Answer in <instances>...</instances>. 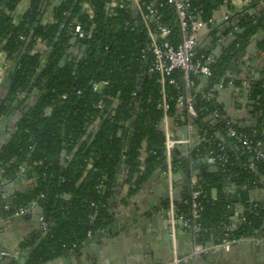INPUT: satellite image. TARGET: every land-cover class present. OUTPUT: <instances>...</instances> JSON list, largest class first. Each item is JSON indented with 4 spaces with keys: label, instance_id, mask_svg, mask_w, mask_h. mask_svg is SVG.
<instances>
[{
    "label": "trees",
    "instance_id": "1",
    "mask_svg": "<svg viewBox=\"0 0 264 264\" xmlns=\"http://www.w3.org/2000/svg\"><path fill=\"white\" fill-rule=\"evenodd\" d=\"M20 1L0 0V50L10 64L19 58L12 86L0 108V117L11 112L15 96L31 83L41 96L27 113L20 112L8 142L0 151V168L7 176L22 167L36 174L30 188L4 202L20 207L37 203L43 208L46 236L42 235L43 232L28 238L21 250L32 248L26 264H44L78 248L88 235L111 222L107 205L123 164L126 166L123 185L129 187V197L166 161L161 126L163 114L156 108L160 100V82L158 75L149 72L152 58L147 50L148 39L136 13L131 7L127 8L128 2L124 8L114 9V16H110L108 0H61L53 7L52 21L42 23L40 20L33 29L31 40L19 57L37 17L49 0H29L28 8L17 14L15 9ZM152 1L161 2L149 0ZM190 2L202 21L211 19L214 11L222 5L229 9L230 4V0ZM85 3L91 7V17L83 7ZM263 4L264 0H251L248 6L231 17L237 23V32L233 31L234 41L226 55L216 59L211 67L212 77L205 83L194 79L197 118L192 124L196 132L198 130L199 141L192 155L208 151L221 153V147H224L228 156V163L219 168V174L201 179L197 189L204 197L200 199L201 209L195 222L189 206L184 203L187 198L174 202L178 217L182 216L191 226L198 225L194 242L204 247L208 243L218 244L223 239L250 238L256 236V232L262 235L264 230V212L260 207L255 209L254 202L253 205L249 202L250 192L264 191V164L249 161L251 157L246 152L241 156L244 150L227 138L224 122L229 118L222 106H217L219 118L215 126L204 122L215 108L207 102L204 94L215 89L216 85L228 83L225 67L232 60L231 55L237 53V47L259 35L257 50L264 54ZM164 22L175 27L169 15L165 16ZM77 25L91 35L83 55L77 47V51L72 52L73 30ZM210 35L214 37L215 31ZM20 36L23 40L19 39ZM215 41L214 38L211 43ZM38 43L44 46L42 50L37 49ZM209 53L205 48L197 49V57ZM64 56L70 61L65 62L58 78L46 89L44 82ZM40 68L42 72L36 80ZM145 73L147 78L143 81ZM259 75L255 92L250 93L262 110L256 126L245 129L237 123L232 125L234 130L246 134L253 142H264V61ZM174 77L178 79L177 74ZM102 82L107 85L98 92L93 91V84ZM138 85L141 86L139 92L136 90ZM234 86L238 88L239 83L234 82ZM165 91L170 98L169 118H185L182 107L181 114H177L180 108L177 100L183 95L179 81L177 87L166 86ZM136 97L139 98L135 102L138 116L128 153L124 156L122 141L126 124L132 112L137 111L136 106L132 109L129 106ZM99 103L100 108L97 107ZM213 129L224 135L226 143L216 140ZM204 135L212 137L213 141L209 144L202 139ZM180 166L183 163L171 162L173 171ZM226 178L240 187L245 209L244 221L233 232L223 230L228 223V209L233 205L230 195L222 187ZM213 190L216 191L215 200L210 196ZM40 195H44L42 202L38 199ZM6 214L3 212L2 216Z\"/></svg>",
    "mask_w": 264,
    "mask_h": 264
},
{
    "label": "crops",
    "instance_id": "2",
    "mask_svg": "<svg viewBox=\"0 0 264 264\" xmlns=\"http://www.w3.org/2000/svg\"><path fill=\"white\" fill-rule=\"evenodd\" d=\"M61 0H49V2H45L44 8H43V14L41 16V22L42 23H49L52 21V12L53 7L57 6ZM29 5V0H21L18 6L15 9V12L17 14L23 13ZM245 6V0H230L229 9L222 5L218 7L212 16V19L216 21L217 24L212 30H209L207 33H201L198 43V48H205L206 52H210V55L214 56V52L217 50L218 47H220V57L223 55L225 56V52L229 48V46L234 41V35L233 31L237 32L235 29L236 22L231 18L234 14L242 10V8ZM264 8V4L262 5ZM224 18L226 20L224 21ZM234 27V29L232 28ZM229 29H232L231 31ZM212 31H215V36L212 37L210 33ZM210 35V37H209ZM216 39L215 42L211 43L212 39ZM260 40V36L256 35L254 38L250 39L245 44L237 47V53L232 54V60L227 65H232L235 68H238V73L234 72L232 70H226L225 75L232 76L234 81L228 80V83L225 85H218V88H216L217 94L215 95L216 100L218 102V105L223 107V111L226 114V117L229 118V120L233 124H238L240 128L245 129H253L256 126L255 120L253 119L255 115V106L252 107V113H251V107L249 106L251 100V88L254 86V81L259 80V71L262 68V64L264 61V54L259 53L257 50V42ZM44 46L42 44L38 43L37 49L42 50ZM79 49V46L77 47ZM77 51L76 48H73L72 52ZM11 64L6 60L5 54L0 50V68L6 69L3 74L2 78L6 74L7 70L10 68ZM226 69V67H225ZM1 73V71H0ZM257 75V77H256ZM228 76V77H229ZM226 78V76H225ZM243 78L244 80H240ZM2 80V79H1ZM0 80V82H1ZM203 83H205L207 80L202 79ZM233 82H238L239 87L237 88L238 91H236V87L234 86ZM202 86V83H201ZM234 86V88H233ZM200 89V88H199ZM198 89V90H199ZM37 90L32 91V94L28 95L27 99H32L33 95L36 94ZM27 103H24L21 107V109L18 112H15L16 114V122L18 121V116H20V112L22 110L26 109ZM238 106V107H237ZM181 107L178 109L177 114H181ZM183 109V108H182ZM11 113V112H10ZM9 113V114H10ZM9 114H6L9 115ZM3 117H0V121ZM255 118V117H254ZM177 118H168V123L164 124L161 122V126L164 130V128L167 127V129L172 133L174 139H181L183 137V127L188 124L186 119L180 116L179 120H176ZM14 120V121H15ZM14 121H6L5 126L3 129L0 128V148H2V144H6L10 138V134L13 131L14 125L16 122ZM180 121V122H179ZM204 122L209 126H215V118L213 117V113L210 112L205 117ZM181 123V125H179ZM187 127V126H186ZM214 136L216 140L222 143H226V138H224V135L219 131L213 129ZM189 134V146L190 150L193 151L196 144H198V137L197 134L194 132H190ZM184 152L182 150H176L172 151V159L176 162L180 161V158ZM208 154H193L194 157H206ZM245 152H241V156H244ZM63 160V159H62ZM251 161V158L249 159ZM201 169H203L205 172L207 170V164L204 162L199 166ZM23 170L26 174H30L32 176L33 173L28 168L23 167ZM1 172L4 171L1 169ZM175 172H173L174 174ZM219 174V168L218 172L216 174H200L197 173L196 177L192 179V182L198 181V179H202L205 176H213ZM125 175V173H124ZM7 176V175H6ZM161 174H152L150 178L140 186L137 187L136 193L127 196L128 186L123 185L120 186V189L117 190V185L115 183L113 193L110 198L114 199L113 203H110V199L108 201L107 205V211L109 213V216L114 214V217L117 219H125L124 217L127 216L128 218L136 217L138 218L137 229L136 232H138V235L134 234L128 243L134 242L132 241L133 238L137 239L136 241H139L137 245L127 244V242H123L122 238L120 241L121 245L117 249L111 250L110 246L105 242L107 238H109V235L97 238L96 235L101 231H97L96 233L92 235H88L87 240H93V242L89 245L86 244V241L83 242L78 248L68 251L67 253L63 254L62 256L55 258L53 260L58 259V261L55 262V264H65L66 262L63 260L66 259L68 263L70 261H73L74 263H79L85 261L87 258L93 260H96V264H153L154 262H157L158 264H161L160 261H165L167 264H169L172 260L175 254L173 253L172 256L170 254L169 249L166 246V243L162 241L160 238H162V233L159 231L160 229L164 233V224L162 215L165 214L167 206L163 204L164 202V190H163V184L161 183ZM8 178L11 177L10 175L7 176ZM36 177V176H35ZM35 177H32L31 180H27L24 184L17 187V185L14 186V188L17 187V189H21L20 192L24 191L27 188H30L33 183L35 182ZM118 179V177H117ZM226 178L224 182H226ZM124 180V178H123ZM176 195H180L182 191H184V179L177 173L176 174ZM117 182V181H116ZM232 181L230 180V184ZM182 184V186H179ZM13 185V184H12ZM12 185L5 186V184L0 183V196L6 195L7 193H10L11 190H14L12 188ZM5 187V189H4ZM231 190V189H230ZM234 195H230V199L238 198L240 193H236ZM17 192L10 197L15 196ZM253 194L254 203L258 204L259 207L261 206V203L264 202V191L263 190H256L250 192L249 195ZM211 199L216 198V191L213 190L210 192ZM251 198V197H250ZM9 199V200H10ZM4 201H8L7 199H0V206ZM159 210L157 212L154 211V208L157 204H160ZM233 204V203H232ZM239 203L233 204L231 206V209L233 210L232 216L229 217L227 214V219H232L233 221L238 223V226L242 223V218L240 216V208L238 206ZM35 205V204H34ZM110 206V207H109ZM40 208V206H39ZM41 209V208H40ZM150 209V211H149ZM245 210V209H244ZM39 211L34 208L31 210V212L28 214L27 218L21 221L17 225V230H6L2 232V237H0V246H2V249L5 250L4 253L7 254L5 257L6 259H3L0 264H5L8 260L14 259L16 261L15 264H18L19 260H25L28 258V250L19 251V256L15 257L14 253L16 252L14 244L18 241V237L15 233L25 235L29 238L37 237L38 234L43 233L41 230L40 225H38L37 222V216L39 215ZM0 217H2V213H0ZM154 218V220H153ZM111 220V216H110ZM112 222V221H111ZM110 222V223H111ZM229 222V221H228ZM109 223V224H110ZM129 226V225H127ZM237 226V227H238ZM39 231H35V229L39 228ZM158 227V228H157ZM225 227V226H224ZM223 227V228H224ZM236 227V228H237ZM227 231L229 232L230 226H228L227 223ZM224 230V229H223ZM226 231V232H227ZM225 232V230H224ZM156 233L159 235L156 236ZM156 237L158 240L156 241ZM244 239V238H242ZM253 239L257 242H262L263 235H256L252 237V240H248V245L239 244L238 241L234 242V245L232 246L231 251L228 254L227 262L225 264H264V251L257 252L256 250H253L250 246L251 242H253ZM97 240V241H96ZM254 243V242H253ZM210 244V243H209ZM192 247L196 245L194 242V234H192V240L190 244L186 245L185 247L188 248V246ZM109 248V249H108ZM192 249V248H191ZM72 252H76V255H72ZM132 252L136 253L137 258L134 259L132 256ZM206 255V254H204ZM93 256V257H92ZM97 259L100 261L97 262ZM128 259H132V262H128ZM52 260V261H53ZM170 260V261H169ZM79 261V262H78ZM207 260L202 258L199 260V257L194 258L184 264H209V262H206ZM212 263L217 261V258L214 257L210 259Z\"/></svg>",
    "mask_w": 264,
    "mask_h": 264
},
{
    "label": "built area",
    "instance_id": "3",
    "mask_svg": "<svg viewBox=\"0 0 264 264\" xmlns=\"http://www.w3.org/2000/svg\"><path fill=\"white\" fill-rule=\"evenodd\" d=\"M129 3L128 7H131L132 12L136 13L139 23L143 26L145 34L148 39L147 50L151 55V67L149 72L158 75L160 82V100L158 101L156 108L162 112V121L164 124L168 123V113L170 111V98L166 94V86H178V81L185 92V101L183 103V96H180L177 100L178 105L182 106L185 111L186 120L188 122L187 130L188 133L196 132L195 127L192 124V120L197 118V112L195 110V82L194 79H205L208 80L212 77L213 71L212 65L215 64L216 59L213 55H200L197 57L198 43L201 33H207L212 30L217 24L212 18L207 21H202L199 17V13L192 9L190 0H161V2L155 3L149 2V0H108V13L110 16H114V9L117 7L124 8ZM251 0H245V6L250 4ZM86 13L91 17V7L88 4L83 5ZM166 15L173 18L175 27L164 22ZM226 18H224V21ZM128 25L127 23L125 24ZM176 29V30H175ZM73 37L77 39H90V33H84L79 25L74 27ZM23 40V37H19ZM6 69L0 68V80L2 74ZM178 75V79L174 75ZM107 85L106 82L99 84H93V91L98 92L103 86ZM221 86V85H219ZM218 88V85H216ZM212 89L204 94V98L207 102H210L214 108L213 117L218 122V102ZM98 108L101 107L99 103ZM262 110L259 108V104H255V115L258 118L261 115ZM179 120V119H177ZM225 134L228 139L234 140L244 152L250 155L252 162H261L264 164V142L257 141L253 142L246 134L239 133L232 128L233 123L229 120H225ZM164 153L166 156L167 165L163 171V175L167 178H171L173 170L171 167L170 159H172V151L175 146L189 144L190 139L187 141L181 139H174L172 133L164 128ZM205 134V132H203ZM255 136L253 133L252 138ZM202 139L207 141L209 144L213 141V138L206 135L202 136ZM224 147H221V153L215 151H208L207 154L211 155L212 160L217 164L218 168H223L228 163V156L223 151ZM253 168V164H251ZM201 179L194 181L196 186L192 189L191 194L184 201L189 206L190 216L195 222L199 218V211L201 209L200 199L204 197L202 192L198 190ZM38 199L42 202L44 195H40ZM213 199V198H212ZM215 200V199H213ZM37 203H35L36 205ZM34 205V204H32ZM39 205V204H38ZM93 206V204H92ZM41 208V215L39 223L42 232L46 231V222L43 216V208ZM254 208H259L258 204L254 205ZM27 207L11 206L9 203H2L0 206V213H7L6 216H22L27 210ZM166 214L171 221L181 220L183 222L182 227L185 230H191L192 234L198 230V225H190L188 221L184 220L183 217H178L176 206L171 201L167 206ZM244 218H242V222ZM225 232L227 231L226 226L224 227ZM226 236V233H225ZM237 240H226L223 239L220 243L212 245L211 248H206L202 245H194L186 257L177 258L178 254H175L173 260L169 264H184L200 254H207L219 247L227 249L229 246L234 244ZM7 256L6 253H2Z\"/></svg>",
    "mask_w": 264,
    "mask_h": 264
},
{
    "label": "water",
    "instance_id": "4",
    "mask_svg": "<svg viewBox=\"0 0 264 264\" xmlns=\"http://www.w3.org/2000/svg\"><path fill=\"white\" fill-rule=\"evenodd\" d=\"M42 14H43V11L40 13V16L37 17L36 22L34 23L33 28L30 31V36L26 40L25 47H24L23 51L20 52L19 57L24 53L28 43L30 42L31 34L33 33V29L38 26V24L41 20ZM78 46H79L80 53L83 55L86 51V48L88 47L87 46V40L86 39L73 38L72 42H71V47L76 48ZM219 50H220V47H218L217 50L214 52V58L215 59H219V56H220ZM18 60H19V58L17 59V62L11 64L10 68L7 70L6 74L4 75V77L2 78V80L0 82V108H1L5 98L8 95V92L12 86V81L14 79V74L16 71ZM66 61H70V59L67 58L66 56H64L62 58V60L60 61V63L58 64L57 68L53 71L51 77L44 82L43 86L46 89L49 88V86L52 84V82L58 78L59 73H60V69H62V67L64 66ZM42 68H40L38 70L36 80L38 79L39 75L41 74ZM226 70L227 71L232 70V71L237 72V73L239 71L238 68H235L232 65H226ZM146 71H147V68H145V72ZM228 76L229 75H226L225 79L228 78L231 81H234L235 78H233L232 76L231 77L230 76L228 77ZM256 77H257V75H256ZM146 78H147V73L144 74V80L143 81H146ZM240 80H244V79L241 78ZM256 81H259V80L254 81V86H253V89L251 91L252 94L255 92V87L257 85ZM233 84H234V82H233ZM233 88H234V86H233ZM140 89H141V86L138 85L136 87V90L139 92ZM34 90H35L34 84L31 83L26 89L22 90L19 94H17L15 96L13 103H12L13 109L11 110V113L7 116L6 115L1 116V117H3L2 120L0 121V128L1 129L4 128L6 121H14L16 119L15 112H18L24 103H27L26 104L27 108L22 110L21 114L27 113V111L35 103V101L39 99V97L41 96V93L38 91H35L36 94H34L32 96L33 97L32 99H27L28 98L27 96L32 94V91H34ZM236 91H238L237 88H236ZM182 96H183V103H184V101H185L184 90H183ZM254 99H255V97L250 98L251 102H250L249 106L251 107V113L253 111L252 107L255 106ZM138 100H139V98L136 97L134 99V101L130 102L129 108L132 109L133 107H135L136 106L135 102H137ZM135 109L137 111H133L132 114L129 116L130 121H129V123L126 124L127 128L125 130L124 139L122 141V148L124 150V152H123L124 156H126L128 153L129 141L132 139L133 132L135 130L136 119L138 116V106H136ZM254 117H253L254 120L258 119L256 116H254ZM256 120H255V122H256ZM14 122H16V120ZM215 124H217L216 120H215ZM182 138L185 141H187L189 139V134H188V130H187L186 126L183 127V137ZM2 145L5 146L6 144L4 143ZM1 149L2 148H0V151H1ZM174 149L182 150L184 152V154L180 158V161H178L180 163H183V166L176 168V170L174 171L175 173L171 176L170 180L165 175H163V171L167 165L166 161L162 164V166L160 168H158L154 172V174H157V175L161 174L162 175L161 176V178H162L161 183L163 184V190H164V196H163V198H164L163 202L164 203L163 204H165V205H168L170 203V199L172 202H177V201H180L182 198L189 197L192 189L196 186V183H192V179L196 177L198 172L200 174H203L202 176H204L205 174H216L218 172L217 164L212 160L211 155L208 154L206 157H204V156L203 157H194L192 155V151L190 150V146L187 143H185L183 145L175 146ZM174 149H173V151H174ZM170 161L176 163V161H174L173 159H170ZM203 162L205 164H207L206 172L199 167ZM125 167L126 166L123 164L120 167V169L118 170V175H117L118 179L116 182L117 190H119L120 186H122V184H123ZM177 173L184 179L183 184H184L185 188H184V191H182L180 195H176L177 190L175 189L176 186L178 187V185L176 184V181H175ZM35 176H36V174H32V176L30 174H26L23 170V167H22L15 174L11 175V177L8 178L6 175L3 174V172H1V168H0V183L5 184V186H8V187L13 184L12 188H14L15 185H17V187H19L20 185L24 184L27 180H31V178L35 177ZM179 186H182V184H180ZM17 187L14 188V190H11L10 193H7L6 195L0 196V199L9 200L10 197L15 193V191L17 193L20 192L21 189L19 190V189H17ZM222 187L228 195H234L235 192H233V191H235V190L237 191L236 193H238V194L240 193L239 197L232 199L231 202L233 204L239 203L238 206L240 208V216H241V218H244L243 214H244L245 210H244L243 204L241 203L242 201H241V189H240V187L234 183L230 184V179H227L226 182L222 183ZM4 189H5V187H4ZM250 197H251L249 200L250 205H253V202H254L253 194H251ZM113 202H114V199L110 198V203H113ZM160 206H161V203L157 204L154 208V211L157 212L159 210ZM28 208L29 209L27 210V212L22 216H10V217H3L2 216V217H0V237H2V235H3L2 232L6 231V230H10V229L17 230V225L21 221L26 219L28 214L34 208H36L40 212L39 215L37 216V222H38V225H40L39 218L41 215V209L39 208V205L38 204H36V205L29 204ZM260 209L262 212H264V202L261 203ZM149 211H150V209H149ZM232 213H233V210L231 208H229L228 209V216L231 217ZM110 216H111L112 222L110 224H108L107 226H105L96 235V237L102 238V237L109 235V238H107L105 240V242L110 246L111 250H114V249H117L118 247H120L121 243L119 240H121L122 238H124L122 241L125 243V242H127V240L129 241V239L134 234L138 235V232H136L138 223H135V222H138L139 220L136 217L135 218L134 217L128 218L127 216L124 217L125 219L119 218L116 220V217H114V214H112V213ZM162 218H163V221L165 222V224L163 226L164 233L161 229L159 230L162 233L161 234L162 238H160V239L166 243V246L169 249L171 256L174 252L178 254L177 258H179V259L181 257L188 256V254L191 251L192 245L188 246V248H186L185 246L187 244L189 245L191 240H192V231L183 229V227H182L183 222L181 220L171 221L169 219L168 215L166 214V212H165V214L162 215ZM153 220H154V218H153ZM228 221H229L228 226H230L229 232H233L236 229V227L238 226V223L233 221L230 218L228 219ZM127 225H129V226H127ZM39 230H40V227L35 229V231H39ZM256 233L259 234L258 232H256ZM15 234L18 237V241L16 242V244H14V246H15L14 248L16 250V252L14 253V256L18 257L19 251L21 250V245L29 237L25 236L24 234L23 235L18 234V233H15ZM42 235L46 236V232H44ZM159 235L156 233L157 237ZM262 235H263L262 242H257L258 240L255 241L253 239L254 243L251 242L250 246H248V247H252V245H253L252 248L254 251L255 250L257 252L264 251V230L262 231ZM157 237H156V241L158 240ZM136 240L137 239L133 238L132 241H134V242H131V243L127 242L126 245H128V244L137 245V243H139V241H136ZM248 240H252V237L239 239L237 241L239 244L248 245V242H247ZM92 242H93L92 239L87 240L86 244L90 245ZM233 245L229 246L227 249H225L223 247H219L218 249H215L211 252H208L206 255L200 254V255L195 256L194 258L199 257V260L204 258L207 260L206 262H209V264H225V262H227L226 260H227L228 254L231 251ZM205 247L211 248L212 244L208 243V244H206ZM31 250H32V248L30 250H28V252H30ZM4 252H5V250H3L2 246H0V262H2L3 259H6L5 258L6 256H4L2 254ZM71 254L76 255V252L75 253L72 252ZM132 256L134 257V259L137 258L135 252H132ZM214 257L217 258V261L216 262L214 261L212 263V261H210V259H212ZM194 258H192V259H194ZM63 260L66 262L65 264H96V260H94V257H93V260L87 258L85 261L83 260V262L78 261L79 263H74L73 261H70V263H68L67 260L64 258H63ZM56 261H58V259L53 260V261L52 260L48 261L44 264H55ZM99 261L100 260L97 259V262H99ZM27 262H28V258L25 259L24 261L19 260L18 264H26ZM128 262H132V259H128ZM14 263H16V261L12 258V259L8 260L5 264H14ZM160 263L161 264H167V262H165V261H163V262L160 261ZM153 264H158V263L154 262ZM190 264H192V263H190Z\"/></svg>",
    "mask_w": 264,
    "mask_h": 264
}]
</instances>
